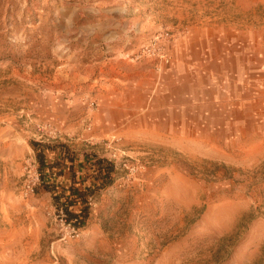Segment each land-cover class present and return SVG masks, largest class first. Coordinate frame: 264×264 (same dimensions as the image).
Returning <instances> with one entry per match:
<instances>
[{
  "label": "rangeland",
  "instance_id": "obj_1",
  "mask_svg": "<svg viewBox=\"0 0 264 264\" xmlns=\"http://www.w3.org/2000/svg\"><path fill=\"white\" fill-rule=\"evenodd\" d=\"M183 44L229 113L178 142L115 124L117 84ZM31 140L114 164L80 233L25 193ZM0 264H264V0H0Z\"/></svg>",
  "mask_w": 264,
  "mask_h": 264
},
{
  "label": "crops",
  "instance_id": "obj_2",
  "mask_svg": "<svg viewBox=\"0 0 264 264\" xmlns=\"http://www.w3.org/2000/svg\"><path fill=\"white\" fill-rule=\"evenodd\" d=\"M181 46L184 48L178 49L174 60L163 69L157 81L152 76L146 83L133 79L117 84L115 96L109 104L125 107L126 111L120 113L135 118L129 122L117 119L115 124H129L123 128L141 130L146 123L148 127L153 126L149 133L155 138L178 142L186 135L187 127L195 131L201 129V117L229 113L222 111V108L229 109L227 101L233 100V97L221 96L211 85V76L217 75V68L212 65L216 55L208 50H197L190 54V46ZM215 64L223 67V63ZM189 116L192 118L189 119Z\"/></svg>",
  "mask_w": 264,
  "mask_h": 264
},
{
  "label": "trees",
  "instance_id": "obj_3",
  "mask_svg": "<svg viewBox=\"0 0 264 264\" xmlns=\"http://www.w3.org/2000/svg\"><path fill=\"white\" fill-rule=\"evenodd\" d=\"M38 182L35 192H48L60 219L80 233L90 222L92 196L114 180V164L95 154L72 151L62 142H29Z\"/></svg>",
  "mask_w": 264,
  "mask_h": 264
},
{
  "label": "built area",
  "instance_id": "obj_4",
  "mask_svg": "<svg viewBox=\"0 0 264 264\" xmlns=\"http://www.w3.org/2000/svg\"><path fill=\"white\" fill-rule=\"evenodd\" d=\"M163 57H164V55H163ZM37 182H38V173H37V170L34 169V171H33V177L31 179V181L26 185L25 193L28 194V193L34 192V188H35V185H36ZM66 226L68 227V229L70 231H72L73 234H78L76 231H74L73 229H71L68 225H66Z\"/></svg>",
  "mask_w": 264,
  "mask_h": 264
},
{
  "label": "bare ground",
  "instance_id": "obj_5",
  "mask_svg": "<svg viewBox=\"0 0 264 264\" xmlns=\"http://www.w3.org/2000/svg\"><path fill=\"white\" fill-rule=\"evenodd\" d=\"M30 13V12H29ZM9 15V14H8Z\"/></svg>",
  "mask_w": 264,
  "mask_h": 264
}]
</instances>
